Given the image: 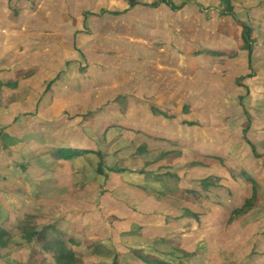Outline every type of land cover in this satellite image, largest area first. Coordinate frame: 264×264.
Wrapping results in <instances>:
<instances>
[{
    "label": "rangeland",
    "instance_id": "1",
    "mask_svg": "<svg viewBox=\"0 0 264 264\" xmlns=\"http://www.w3.org/2000/svg\"><path fill=\"white\" fill-rule=\"evenodd\" d=\"M34 1L32 12L56 7L71 20L81 12L88 53L110 51L111 61L99 80H85V54L75 65L105 97L87 88L53 100L55 110L39 91L35 101L25 87L13 100L4 93L7 79L29 82L26 70L0 77V225L11 234L0 264H57L41 241L22 237L32 217L52 225L48 237L79 264H146L131 252L138 248L187 264H264V0H228L234 15L220 13L224 0H170L183 4L177 10L153 6L159 0ZM241 22L251 27V59ZM149 65L165 69L157 81L145 77ZM161 80L167 96L153 94ZM30 82L37 91L40 81ZM56 145L89 152L54 159ZM149 187L162 207L150 206ZM250 198L249 211L235 213ZM186 209L197 217H183Z\"/></svg>",
    "mask_w": 264,
    "mask_h": 264
},
{
    "label": "crops",
    "instance_id": "2",
    "mask_svg": "<svg viewBox=\"0 0 264 264\" xmlns=\"http://www.w3.org/2000/svg\"><path fill=\"white\" fill-rule=\"evenodd\" d=\"M24 1L28 3V8H24L20 0L14 2L18 7L10 5V0H0V10L3 8V10L6 9L5 12H7L3 16H0V77L7 74L6 76L10 78V73L20 69H24L30 74V77L25 78V82L29 80L27 84H21L18 80L7 79L11 83H7L6 85H10L9 87L12 88L9 90L5 88L4 93H8L13 100L19 93L20 88L25 87L27 89L26 94L28 95V101H35V95L39 91L42 93L40 97L44 98L43 102H45V104L52 103L54 100L56 105L58 102H68V100L81 98L85 92H88L87 88L93 87V83H91L92 86L90 87L81 83L84 81L83 76L82 74L77 75L75 65L79 64L78 62H80V60L83 61V55L85 54L84 59L88 60L89 63L87 72L85 73L88 76L85 80H99L102 78V75L106 74L108 71L106 63L107 61H111V59L108 57L106 58V55L110 51L96 49L88 53L90 49L85 46V38L80 32L87 19L83 17L81 12L77 14L80 15V17L72 18L71 20L66 16L65 12H63L62 15H60L61 13L56 14V7L53 8V11L52 7H43L44 10L41 13L32 12L33 9H31V7L33 4L29 5V3L31 1L38 2L34 0ZM44 1L45 5L49 2V0ZM59 5L58 2L55 3V6ZM76 31L78 32L76 33ZM208 51L209 48H207L205 52ZM158 53L159 51L156 52V54ZM192 68H190V72H192ZM4 69L9 70V72H2ZM160 70L165 71V69H160L159 67L153 68L149 65V67H145V77L148 75L150 78L149 80L153 79L157 81L160 78L157 72ZM169 73H171V71H169ZM116 76L120 77L121 75L117 74ZM32 77L40 81V84L37 85L39 89L41 87V90H35L37 86L30 82ZM162 82L161 80L158 84L160 87L155 89L154 95H157L156 91H160L161 95L164 94L167 96L164 93L165 87H161ZM176 82L177 81L168 82L169 90H171V86L174 88L177 86ZM18 86L20 87L19 89L17 88ZM92 89H94L92 91H94L96 99L105 97L102 95L103 90L98 93L95 91L96 89L99 90V87L96 86ZM1 94L2 92L0 91V98ZM39 95L41 94L39 93ZM159 100H161V98H159L158 101ZM55 103L51 105L53 110L56 109L54 107ZM156 137L160 138H152L155 140H164L170 144L174 141L173 138L164 139L163 136ZM152 138L148 137L151 141L153 140ZM143 144L147 145L149 141L145 140ZM145 197L148 199V202L151 203L150 206L152 207L157 208L162 205L161 202H159V200L161 201L162 199V194L156 187H149L146 189ZM191 213L194 212L186 209L182 216L194 218ZM146 228L148 230L151 229L149 226ZM147 238L148 240L153 239L151 236Z\"/></svg>",
    "mask_w": 264,
    "mask_h": 264
},
{
    "label": "trees",
    "instance_id": "3",
    "mask_svg": "<svg viewBox=\"0 0 264 264\" xmlns=\"http://www.w3.org/2000/svg\"><path fill=\"white\" fill-rule=\"evenodd\" d=\"M161 4H165L170 7L171 10H177L182 7L183 4H174L170 0H159V2L153 3V6H157ZM225 7L221 14H233V7L228 0H224ZM117 12H115L116 14ZM241 29H242V41H243V48L248 51V58L251 59L252 55V44L253 39L251 38V27L249 24L245 22H241ZM247 130V127L246 129ZM4 136H6L4 134ZM143 151L146 152L145 145L141 147ZM89 152L88 149L83 148H75L70 146H54L49 151L48 154L55 159H63V160H70L75 157H79L85 153ZM256 155V153H254ZM159 157H156V159ZM205 185L211 184L208 181H203ZM255 196L253 195V198ZM252 206V201L250 199H246L243 205L235 210V213L247 212L249 211ZM193 217H197L196 213H191ZM52 225H43L39 226L35 222L34 218L32 217L29 221H23L22 225L19 229H21L22 237L25 238L27 241L32 240H39L42 242L41 248L45 253L50 254L53 260L57 264H79L81 262V258L77 255L74 250L68 247L64 241H62L59 237L51 236L48 237V231L52 228ZM10 231L0 225V247H6L10 241ZM86 248L90 250L92 253L95 252V249L91 243V241H87ZM137 258L143 261L146 264H187L181 260H167L161 258L155 254H150L148 252H144L143 249H132L131 251ZM113 264H116L113 262Z\"/></svg>",
    "mask_w": 264,
    "mask_h": 264
}]
</instances>
